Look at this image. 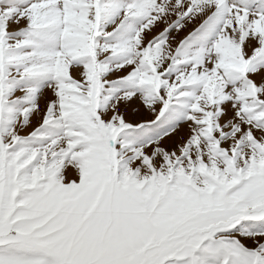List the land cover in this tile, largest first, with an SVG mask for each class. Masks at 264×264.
Masks as SVG:
<instances>
[{
    "label": "snow or ice",
    "instance_id": "snow-or-ice-1",
    "mask_svg": "<svg viewBox=\"0 0 264 264\" xmlns=\"http://www.w3.org/2000/svg\"><path fill=\"white\" fill-rule=\"evenodd\" d=\"M0 264H264V0H0Z\"/></svg>",
    "mask_w": 264,
    "mask_h": 264
},
{
    "label": "rangeland",
    "instance_id": "rangeland-1",
    "mask_svg": "<svg viewBox=\"0 0 264 264\" xmlns=\"http://www.w3.org/2000/svg\"><path fill=\"white\" fill-rule=\"evenodd\" d=\"M184 33H182V35H183Z\"/></svg>",
    "mask_w": 264,
    "mask_h": 264
}]
</instances>
